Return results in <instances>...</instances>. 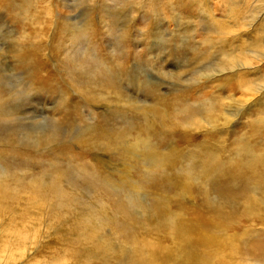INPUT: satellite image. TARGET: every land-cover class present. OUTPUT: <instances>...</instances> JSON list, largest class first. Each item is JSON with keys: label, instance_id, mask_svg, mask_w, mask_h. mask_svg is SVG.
<instances>
[{"label": "rangeland", "instance_id": "obj_1", "mask_svg": "<svg viewBox=\"0 0 264 264\" xmlns=\"http://www.w3.org/2000/svg\"><path fill=\"white\" fill-rule=\"evenodd\" d=\"M262 165L264 0H0V264H264Z\"/></svg>", "mask_w": 264, "mask_h": 264}, {"label": "bare ground", "instance_id": "obj_2", "mask_svg": "<svg viewBox=\"0 0 264 264\" xmlns=\"http://www.w3.org/2000/svg\"><path fill=\"white\" fill-rule=\"evenodd\" d=\"M138 139H141V138H138ZM137 144H139V143H137ZM142 145H143V147L147 146L146 144H142ZM133 147L132 146H126L124 153L137 157L138 155L136 154L135 151H133V149H132ZM136 147H137V145L135 144V148ZM146 148H148V146ZM147 151H149V148ZM150 156H152V155H149V157ZM139 157L145 158V154L142 153L141 156H138L137 158H139ZM257 157H260V156H257ZM258 159L262 160V158H258ZM150 160H147V161L151 162ZM261 168H262V172L264 174V165H262ZM261 181H264V179H262ZM260 183H262V182H260ZM22 231H23V229H21V227H10L9 226L5 230L4 236L2 237L0 235V237H2L0 245H2L3 254H5L7 260L12 258L16 252V249L14 248L15 243L19 242L25 236V234ZM1 233H2V230H0V234ZM25 252H26V250H24V249L21 250L22 254ZM9 261H11V260H9Z\"/></svg>", "mask_w": 264, "mask_h": 264}]
</instances>
